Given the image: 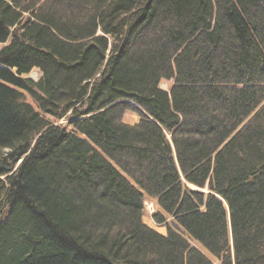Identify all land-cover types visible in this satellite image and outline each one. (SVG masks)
Returning <instances> with one entry per match:
<instances>
[{
    "label": "trees",
    "instance_id": "trees-1",
    "mask_svg": "<svg viewBox=\"0 0 264 264\" xmlns=\"http://www.w3.org/2000/svg\"><path fill=\"white\" fill-rule=\"evenodd\" d=\"M0 264H264V0H0Z\"/></svg>",
    "mask_w": 264,
    "mask_h": 264
},
{
    "label": "rangeland",
    "instance_id": "rangeland-1",
    "mask_svg": "<svg viewBox=\"0 0 264 264\" xmlns=\"http://www.w3.org/2000/svg\"><path fill=\"white\" fill-rule=\"evenodd\" d=\"M29 76L31 78H33L34 80H38L40 77V71L37 69L33 70ZM170 86H171L170 82L164 81L162 83V87L165 89H169ZM28 100L30 101L29 97H28ZM139 119H140L139 115L134 114V113H127L125 116V121H127L129 123H136L139 121ZM194 188L198 189L196 187H194ZM148 204L149 205L147 206V209H146L147 212H146L145 220L148 224L158 228L159 226H158L157 222L153 219V216L151 215L152 213H154L157 210V206L155 204H152L151 202H148ZM159 228H160V231L165 232V229H163L161 227H159Z\"/></svg>",
    "mask_w": 264,
    "mask_h": 264
},
{
    "label": "built area",
    "instance_id": "built-area-1",
    "mask_svg": "<svg viewBox=\"0 0 264 264\" xmlns=\"http://www.w3.org/2000/svg\"><path fill=\"white\" fill-rule=\"evenodd\" d=\"M152 204H154L153 202H151ZM149 204L147 203V206H148Z\"/></svg>",
    "mask_w": 264,
    "mask_h": 264
}]
</instances>
